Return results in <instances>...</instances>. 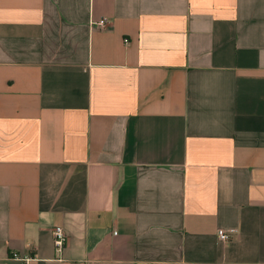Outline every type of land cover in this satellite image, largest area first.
<instances>
[{
  "label": "crops",
  "instance_id": "crops-1",
  "mask_svg": "<svg viewBox=\"0 0 264 264\" xmlns=\"http://www.w3.org/2000/svg\"><path fill=\"white\" fill-rule=\"evenodd\" d=\"M14 254L264 264V0H0V264Z\"/></svg>",
  "mask_w": 264,
  "mask_h": 264
},
{
  "label": "built area",
  "instance_id": "built-area-1",
  "mask_svg": "<svg viewBox=\"0 0 264 264\" xmlns=\"http://www.w3.org/2000/svg\"><path fill=\"white\" fill-rule=\"evenodd\" d=\"M107 20L102 19L98 22L93 23L100 29H105L107 25ZM219 241L222 243H227L230 240V234L225 230H220L218 232ZM67 235L62 227H57L53 231V244L55 251L61 254L67 245ZM13 260L17 261L19 264H30L34 260V256H20L17 254L13 255Z\"/></svg>",
  "mask_w": 264,
  "mask_h": 264
}]
</instances>
